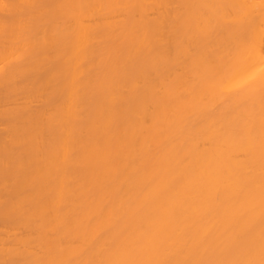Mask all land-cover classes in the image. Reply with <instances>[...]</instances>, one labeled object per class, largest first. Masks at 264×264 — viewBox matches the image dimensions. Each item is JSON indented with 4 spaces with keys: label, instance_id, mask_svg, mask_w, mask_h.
Returning <instances> with one entry per match:
<instances>
[{
    "label": "bare ground",
    "instance_id": "obj_1",
    "mask_svg": "<svg viewBox=\"0 0 264 264\" xmlns=\"http://www.w3.org/2000/svg\"><path fill=\"white\" fill-rule=\"evenodd\" d=\"M25 0H0V5L23 3ZM58 5L88 3L97 5L87 19L92 39L86 53H78L71 36L57 19L64 11L39 9L32 39L27 44L5 45L0 34V264L34 258L32 250L41 246V233L58 217L75 218L88 204L85 193L99 192L126 185L125 200L143 199L144 176L135 171L143 156L145 145L153 149V165L149 171L171 179L175 171L172 159L179 155L191 162L197 175L203 173L205 161L212 162L208 169V191H214L224 177L218 169L228 158L237 161V150L221 138L206 132V126L222 119V108L215 113L206 106H181L177 97L196 83V75L206 79L196 83L195 95L209 91L208 102L220 103L211 94L210 85L219 76L238 82L250 65L228 68L227 43L233 33L251 29L257 40L262 18L259 9L251 24L224 28L210 33L193 44L195 56L207 63H193V54L178 47L177 35L169 24L175 10L168 7L147 8L142 15L153 24L152 44L137 50L132 41L135 20L125 18L120 10L106 7L129 0H33ZM134 3L219 4L240 0H131ZM259 3V0H250ZM196 15L213 9H185ZM4 19L0 8V22ZM184 39V37H180ZM22 57V59H18ZM223 68V71H221ZM166 69V70H164ZM258 72L259 68H252ZM79 98L78 118H55ZM230 101L225 99L224 105ZM100 136H106L118 152V165L126 173L115 175L104 156L94 155L92 149ZM65 137L73 146L76 158L70 162L67 173L58 172L53 165L54 140ZM87 149V151H84ZM258 161V155L256 157ZM163 162V163H159ZM11 168L6 176V168ZM241 173L246 165L239 162ZM258 163L256 173L258 175ZM65 184L67 185L65 187ZM203 205L205 211L196 216V228L226 226L228 202H204L196 192L184 197H169L165 207L176 210L170 229L193 230L194 210ZM77 231H58L49 239L63 240L62 258L87 259L88 252L80 253L76 241ZM44 243H47L45 240ZM46 253V249L44 250ZM161 255L171 259L205 258L195 245L184 251L169 244ZM218 255V254H217ZM215 258V257H214Z\"/></svg>",
    "mask_w": 264,
    "mask_h": 264
},
{
    "label": "snow or ice",
    "instance_id": "obj_2",
    "mask_svg": "<svg viewBox=\"0 0 264 264\" xmlns=\"http://www.w3.org/2000/svg\"><path fill=\"white\" fill-rule=\"evenodd\" d=\"M95 7L97 5L88 3L46 5L33 0L3 4L0 5L4 13L0 34L4 37L5 45L10 42L27 44L32 39L37 10H71L62 12L57 19L71 36L76 51L86 53L87 43L92 39L87 17ZM106 7L120 10L125 18L132 17L135 20L132 41L137 50L152 44L153 24L148 16L142 15L143 10L164 7L174 9L175 15L170 16L169 24L177 35L178 47L186 46V50L193 54V63L197 65L207 61L195 56L194 43L224 28L250 26L257 9L264 18V0H259L258 4L240 0L237 3L211 5H149L129 0ZM193 8L213 9L215 15L209 16L206 12L192 15L184 11ZM226 47L228 68L242 64H249L250 67L238 82L219 76L213 80L210 85L211 94L218 96L220 103L208 102L207 89L199 96L194 94L196 83L206 79L205 75L199 73L195 77L196 83L188 86L186 94L177 97L178 104L185 107L199 103L206 106L210 113L222 108V119L214 120L206 126L205 131L232 145L238 152L233 157L238 163L234 166L228 158L225 159L224 165L218 169L224 180L217 183L214 191L210 192L206 187V177L212 162L205 161L201 165L203 173L197 175L191 162L177 155L171 161L175 165L171 179L162 182L159 175L149 171L153 165V149L145 145L143 156L135 165L136 173L144 176L143 199H123L126 185L114 189L106 186L99 192L89 190L85 193L87 206L74 219L58 217L56 222L46 226L41 233V246L32 250L34 258L3 264H264V20L259 33L258 51L257 40L250 27L246 31L233 33ZM256 67L259 71L253 72L251 69ZM225 99L230 101L227 105L223 104ZM54 117L78 118V96H74L69 109L54 113ZM92 152L104 156L117 177L126 173V169L119 167V154L106 136L97 138ZM76 155L72 144L65 137L54 140L52 161L58 172L66 174ZM239 162L245 163L246 172L238 170ZM10 168L9 163L5 170L6 176ZM191 192H196L204 202H228L231 205L222 231L214 226L195 227V217L205 211L203 205L194 210V231L170 229L176 210L165 207L169 197L175 195L180 198ZM58 231L79 232L80 236L75 242L77 250L80 253L88 252V258H62L65 255L63 240L49 239ZM45 240L47 243H44ZM169 244L181 251L195 245L205 253V258L176 260L161 255V250Z\"/></svg>",
    "mask_w": 264,
    "mask_h": 264
}]
</instances>
